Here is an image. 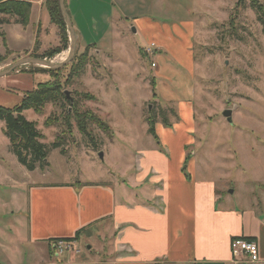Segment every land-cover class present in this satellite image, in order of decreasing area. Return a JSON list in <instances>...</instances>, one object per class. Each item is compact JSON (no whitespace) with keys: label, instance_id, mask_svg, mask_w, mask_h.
I'll return each instance as SVG.
<instances>
[{"label":"rangeland","instance_id":"obj_1","mask_svg":"<svg viewBox=\"0 0 264 264\" xmlns=\"http://www.w3.org/2000/svg\"><path fill=\"white\" fill-rule=\"evenodd\" d=\"M129 1L119 4L122 11L137 5L133 15L146 17L120 25L116 17H108L121 15L110 0L85 1L88 35L81 42L95 49L94 53L88 50V64L79 71L72 69L86 50L76 43L75 57L61 68L57 80L67 98L65 95L57 102H47L39 114L23 112L24 118L35 124L48 152L46 161L32 171L35 173L19 164L0 121V264H61L65 257H55L50 246L51 257L47 247L39 251L37 246L32 248L23 242L26 221L21 210L26 201L22 190L34 183L95 184L113 179L123 183V173H132L135 160L143 153L156 148L166 159L170 157L166 137L170 134L178 132V138L184 141L182 171L188 178H193L194 162L200 168H210L211 162H217L223 167L221 173L229 171L226 178L234 202H242L247 194L245 187L258 188L254 179L264 178V23L255 10V1ZM258 2L264 10V0ZM42 13L48 17L46 11ZM144 18L156 31L167 30L168 35L143 34ZM72 22L76 26L73 16ZM55 31L50 24L43 32L42 50L59 45ZM67 34L69 38L68 29ZM34 40L23 46L33 48ZM157 42L160 46L167 42L168 46L158 54H146L143 49ZM69 47L70 42L65 51L47 60L64 62ZM31 51L23 55L20 51L8 66L1 67L10 55L3 56L6 60L0 63V73L34 58ZM45 51L40 49L38 54ZM100 51L106 58H97ZM4 52L0 37V55ZM40 69L21 66L5 76L8 78L0 79V107L19 106L28 92L53 81L50 73ZM183 109V114L193 118L191 134L178 126L189 121L183 118ZM225 110L232 112L231 123L222 117ZM84 114H91L107 128L90 119L81 128L79 120ZM148 121L154 122L158 141L149 134ZM99 153H103V159ZM201 173L210 178V172ZM246 179L251 182H243ZM93 237L94 244L97 238L95 234ZM73 241L74 253L84 252L91 259L86 235L81 241ZM40 253H45V258L38 257Z\"/></svg>","mask_w":264,"mask_h":264},{"label":"crops","instance_id":"obj_2","mask_svg":"<svg viewBox=\"0 0 264 264\" xmlns=\"http://www.w3.org/2000/svg\"><path fill=\"white\" fill-rule=\"evenodd\" d=\"M20 1L31 4L26 25L19 24L17 17L1 16L9 22L1 27L3 33L0 37L4 40L5 52L0 56L6 55V49L11 53L1 67L8 66L20 51V55L33 51L34 45L28 49L23 45L33 39L41 44L43 32L48 31L52 24L45 0ZM85 1L65 0V8L77 45L84 49L91 47L89 50L94 53L92 45H82L81 42L82 37L88 35L84 18ZM110 1L115 8L118 7L121 15L108 17L110 20L116 17L120 22L118 25L122 21L129 23L131 19L146 17L133 15V8L135 11L137 5L122 11L119 4L126 0ZM43 10L48 17L43 15ZM72 16L76 19V26ZM144 20L141 26L145 31L143 34L168 35L167 30L164 33L156 31L148 18ZM55 28L58 36L56 43H60L59 31L57 26ZM132 32L137 35V31ZM158 43H151L155 47L158 45L157 54L168 46L167 42L162 46ZM41 47L42 44L40 49L45 51ZM104 53L97 52V58L101 55L106 58ZM154 65L156 68L157 65ZM183 112L184 109L183 118H189V121L185 125L179 121L178 126L185 129L186 134H191L193 118ZM154 131L157 135L156 128ZM162 131L166 136L164 127ZM156 137L155 141H158ZM166 137L170 157L166 159L156 148L143 153L135 160L134 171L123 173V183L113 179L95 184L34 183L26 187V191L22 190L26 201L21 210L26 221L23 242L32 248L37 246L39 251L47 247V254L51 257L49 246L52 240L70 239L78 233L76 239L81 241L86 235L91 243L87 246L91 259L84 252L69 253L61 258V264H231L230 244L233 239L241 238L257 245L259 258L257 263L242 264H264V178L254 179L258 188L245 187L247 194L242 202H234V192L228 187L226 178L229 171L221 173L223 167L217 162H211L210 168L197 167L194 162L191 166L193 178H188L182 171L185 164L183 139L178 138V132ZM172 149L174 152H171ZM201 160L199 163L202 164ZM200 170L210 172V178ZM248 181L251 182L247 179L243 182ZM94 234L97 241L93 244L91 239ZM38 257L45 258V253L38 254Z\"/></svg>","mask_w":264,"mask_h":264},{"label":"trees","instance_id":"obj_3","mask_svg":"<svg viewBox=\"0 0 264 264\" xmlns=\"http://www.w3.org/2000/svg\"><path fill=\"white\" fill-rule=\"evenodd\" d=\"M255 1V10L259 15L260 20L264 23V10L258 5V0ZM45 7L49 14L51 23L57 26L59 31L60 43L59 46L50 49L43 54L39 55L40 42L35 41L33 52L30 55H34V58L53 59L55 56L65 51L69 46V38L67 34L66 24L62 17L58 0H45ZM31 4L22 2L20 0H0V16L17 17V22L21 25H26L29 20ZM9 22L6 18L0 20V26ZM91 47H86L83 55L77 57V64L72 69L76 71L81 70L87 63L88 50ZM6 54L10 55L7 51ZM6 57H0V63L4 62ZM40 71L50 73L53 81L41 84L34 91H30L24 96L21 104L12 109L0 107V121L4 124V135L8 138L10 143L11 152L17 158V161L21 166L32 172L37 165H42L48 156L46 147L41 143L42 136L36 129L33 122L27 121L23 112L32 110L36 114H39L44 105L47 102H57L65 94L61 93V86L59 84L58 75L60 70L43 69ZM67 98V97H66ZM71 101H69L70 103ZM90 119L94 124L98 125L104 130L107 128L99 120L95 119L91 114H84L79 120L80 127L84 129L83 125L86 120ZM149 134L153 136L155 140L157 137L154 131V122H149ZM55 148H58L56 143ZM76 237L62 239L64 241L76 240ZM54 241V240H52ZM57 241V240H55Z\"/></svg>","mask_w":264,"mask_h":264},{"label":"built area","instance_id":"obj_4","mask_svg":"<svg viewBox=\"0 0 264 264\" xmlns=\"http://www.w3.org/2000/svg\"><path fill=\"white\" fill-rule=\"evenodd\" d=\"M154 49V51H153ZM156 47L151 44L150 47L144 49L145 53L152 56L155 53ZM155 67L154 64H152ZM75 241H64L59 239L53 241L50 245L51 249L54 251L55 257H62L69 253H74L75 247L71 246ZM231 251V264H242L246 263H257L258 262V247L254 242H250L241 238L233 239L230 244ZM77 252V251H76Z\"/></svg>","mask_w":264,"mask_h":264},{"label":"water","instance_id":"obj_5","mask_svg":"<svg viewBox=\"0 0 264 264\" xmlns=\"http://www.w3.org/2000/svg\"><path fill=\"white\" fill-rule=\"evenodd\" d=\"M58 4H59V8H60L62 17L64 18L66 27L69 31V42H70L69 55L65 59V61L62 63H52L51 61H49L47 59L27 58V59H24V60H22L16 64H14L7 71L1 72L0 78L7 76L9 73L13 72L14 70H16L17 68H19L21 66L33 65V66H37V67H40L43 69L59 70V69L63 68L64 66H66L67 64H69L73 60V58L75 57V54H76V35H75L74 29L72 27V23H71L69 15H68V12L65 8V0H58ZM65 95H66V97L68 96L67 93H65ZM222 117L225 118L228 123H231L232 122L231 110L223 111ZM98 157L100 159H103V153H99Z\"/></svg>","mask_w":264,"mask_h":264}]
</instances>
